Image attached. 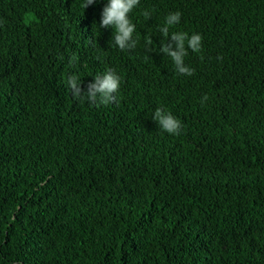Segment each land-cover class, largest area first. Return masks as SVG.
Instances as JSON below:
<instances>
[{
    "label": "trees",
    "instance_id": "1",
    "mask_svg": "<svg viewBox=\"0 0 264 264\" xmlns=\"http://www.w3.org/2000/svg\"><path fill=\"white\" fill-rule=\"evenodd\" d=\"M83 3L0 0V264H264V0H139L123 51ZM109 68L115 102L73 99Z\"/></svg>",
    "mask_w": 264,
    "mask_h": 264
},
{
    "label": "clouds",
    "instance_id": "2",
    "mask_svg": "<svg viewBox=\"0 0 264 264\" xmlns=\"http://www.w3.org/2000/svg\"><path fill=\"white\" fill-rule=\"evenodd\" d=\"M96 0H84L83 8L95 3ZM139 3V0H107L101 14L99 26L102 28H111L114 30V44L120 50H128L136 47L137 40L133 39L135 25L130 21L128 14ZM145 17H150L151 13L145 11ZM180 21V13H169L165 17L164 25L159 28L160 33L165 37V41L160 45V51L166 54L174 62L175 70L182 75H192L193 69L184 64V57L188 54V49L193 52H199L202 49V37L198 33L189 35L185 32L169 33V28L178 24ZM170 37V40L168 38ZM148 43H151L149 40ZM67 88L73 97L80 101H87L94 105L107 106L109 103L116 101L114 95L119 90L120 77L112 69H107L101 74H96L93 80L87 84L86 89L81 87L80 77L77 75H69L66 78ZM208 99L205 94L201 102ZM159 127L166 133L179 135L182 124L179 119L162 108H157L152 116Z\"/></svg>",
    "mask_w": 264,
    "mask_h": 264
}]
</instances>
